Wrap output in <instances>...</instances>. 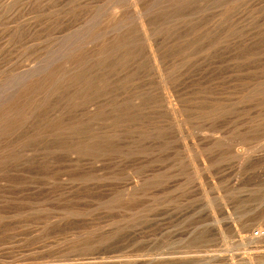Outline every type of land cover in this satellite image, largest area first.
I'll return each mask as SVG.
<instances>
[{"label":"rangeland","instance_id":"1","mask_svg":"<svg viewBox=\"0 0 264 264\" xmlns=\"http://www.w3.org/2000/svg\"><path fill=\"white\" fill-rule=\"evenodd\" d=\"M0 264H264V0H0Z\"/></svg>","mask_w":264,"mask_h":264},{"label":"bare ground","instance_id":"2","mask_svg":"<svg viewBox=\"0 0 264 264\" xmlns=\"http://www.w3.org/2000/svg\"><path fill=\"white\" fill-rule=\"evenodd\" d=\"M143 18V17H142ZM169 100V99H168ZM169 103V102H168ZM171 103V102H170ZM169 105V104H168ZM171 107V106H170ZM175 111V110H174ZM249 228V227H248ZM252 241V240H251Z\"/></svg>","mask_w":264,"mask_h":264},{"label":"built area","instance_id":"3","mask_svg":"<svg viewBox=\"0 0 264 264\" xmlns=\"http://www.w3.org/2000/svg\"><path fill=\"white\" fill-rule=\"evenodd\" d=\"M259 234V233H258Z\"/></svg>","mask_w":264,"mask_h":264}]
</instances>
